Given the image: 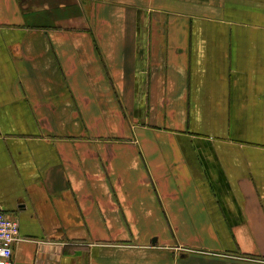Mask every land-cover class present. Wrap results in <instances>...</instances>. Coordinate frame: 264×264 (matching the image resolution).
<instances>
[{
  "label": "crops",
  "instance_id": "crops-1",
  "mask_svg": "<svg viewBox=\"0 0 264 264\" xmlns=\"http://www.w3.org/2000/svg\"><path fill=\"white\" fill-rule=\"evenodd\" d=\"M12 264H264V0H0Z\"/></svg>",
  "mask_w": 264,
  "mask_h": 264
},
{
  "label": "built area",
  "instance_id": "built-area-1",
  "mask_svg": "<svg viewBox=\"0 0 264 264\" xmlns=\"http://www.w3.org/2000/svg\"><path fill=\"white\" fill-rule=\"evenodd\" d=\"M19 241L18 221L0 211V264H12L14 247Z\"/></svg>",
  "mask_w": 264,
  "mask_h": 264
}]
</instances>
